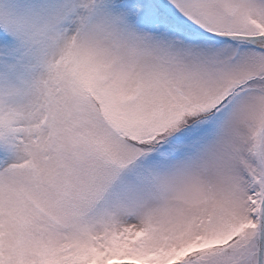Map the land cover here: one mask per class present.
Instances as JSON below:
<instances>
[{
    "label": "snow or ice",
    "instance_id": "6c2138e0",
    "mask_svg": "<svg viewBox=\"0 0 264 264\" xmlns=\"http://www.w3.org/2000/svg\"><path fill=\"white\" fill-rule=\"evenodd\" d=\"M0 264H264V0H0Z\"/></svg>",
    "mask_w": 264,
    "mask_h": 264
}]
</instances>
